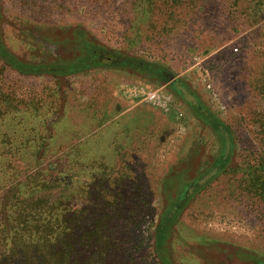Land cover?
Instances as JSON below:
<instances>
[{"label": "rangeland", "instance_id": "rangeland-1", "mask_svg": "<svg viewBox=\"0 0 264 264\" xmlns=\"http://www.w3.org/2000/svg\"><path fill=\"white\" fill-rule=\"evenodd\" d=\"M1 1L3 43L23 61L71 59L72 30L81 28L111 50L165 66L197 92L231 129L236 154L232 169L190 202L168 255L172 264L264 260V192L246 177L264 173V0ZM199 138L195 171L210 162L213 137L167 84L139 73L24 76L0 62V153L12 158L0 171V203L10 188L27 195L51 178L57 202L71 203L85 224L76 252L107 241L106 264H159L154 230L175 189L164 182L187 167L189 143ZM41 163L58 168L39 171ZM85 227L87 248L78 241Z\"/></svg>", "mask_w": 264, "mask_h": 264}, {"label": "trees", "instance_id": "trees-1", "mask_svg": "<svg viewBox=\"0 0 264 264\" xmlns=\"http://www.w3.org/2000/svg\"><path fill=\"white\" fill-rule=\"evenodd\" d=\"M3 10L0 0V62L21 75L69 77L87 73L92 69H111L139 73L159 84H166L169 81L167 76L171 73L165 66L111 50L94 41L81 28L72 30L71 43L75 54L71 59L46 63L23 61L13 55L3 43L1 37ZM102 55L111 56L113 62L111 64L96 63ZM90 62H95V64L90 66ZM174 88L176 92H180L178 88L188 89L196 99V106H192L193 114L209 129V133L214 136L215 142L219 145L216 156L218 163L213 168L209 165L200 166L199 169L207 172L205 175L198 176L195 188L192 186L193 173H188L187 169L176 172L164 182V188L175 189L166 198L154 230L155 256L159 264H172L168 255L167 242L175 226L190 202L232 169L231 165L236 154V141L231 129L203 102L197 92L182 79H178V84L174 85ZM170 92L176 95V99H179L172 89ZM182 104L186 106L185 103ZM18 143L20 146L24 145L21 141ZM0 144L7 143L2 140ZM11 161L12 158L3 157V153H0V171L7 170L11 166ZM41 165L42 163L38 167L39 171L47 169L46 171L53 172L58 168L57 163L51 169ZM199 169L196 171L200 172ZM204 177L207 179L199 185V181H202ZM246 177L250 186L256 188L257 193L264 192L263 170L258 167L253 171H248ZM38 187L39 189L34 188L27 195L12 192L15 188H10L3 195L0 203V264H78L76 260L82 257L85 258L83 264H106L104 258L107 241L100 243L97 240L95 252L92 254L89 249L85 252H76V230L77 228L83 230L85 224H80L76 209L71 203L68 206V202H57L60 198L57 182L49 178L47 182H40ZM34 200L40 202H32ZM102 221L98 220L91 226H95L96 229L98 225H104ZM90 229L85 227V232L78 240L79 246L88 247L93 239L88 232ZM255 261L257 264H264L262 259L256 258Z\"/></svg>", "mask_w": 264, "mask_h": 264}, {"label": "flooded vegetation", "instance_id": "flooded-vegetation-1", "mask_svg": "<svg viewBox=\"0 0 264 264\" xmlns=\"http://www.w3.org/2000/svg\"><path fill=\"white\" fill-rule=\"evenodd\" d=\"M112 62H113V58L111 56H107L106 57V56L102 55L100 58H98V62H96V63H99V64L110 63L111 64ZM93 64H95V62L94 63L90 62L89 65L91 66ZM92 70H94V69H92ZM92 70H90V71H92ZM167 77H168L169 81L166 84H168V87L170 88V90L172 89L179 96V99L177 98L178 100H180L182 103H185V105H186L185 107L187 108L189 114L194 119V121L196 123H198L199 128L202 129V130L206 129L208 131L209 129H207L203 125V123H201L197 119V117H195L194 114H193V107L192 106H196V101H195L196 99L189 93L188 89L178 88V90L180 92H176V89L174 88V85L178 84V79L175 78L174 76H171V74L168 75ZM212 137H213L214 143H215L214 149H213L212 153H210L209 155L207 153L206 154L207 157L205 158V160L207 161L209 156H210V162L208 164H201V166L209 165V166H212V168H213V166L216 163H218V158L216 156L218 155L219 145L215 142L216 140H215L214 136H212ZM206 142H207V139H206ZM203 146H204L203 138L202 139H200V138L197 139V141H195L192 144L189 143V150L187 152L188 154H187L186 158L184 159V162L187 163V167L184 168V169H187L188 173H191L194 170V166H195L194 164L197 162L198 159H200V156L202 154V147ZM209 166H207V168ZM199 171L200 172L195 173V170H194V172L192 174L193 175V177H192V182H193L192 186L194 188H195V186L198 183V182L196 183V180L200 177V175H205L206 172H207V171H203L201 169H199ZM198 173H201V174L198 175ZM206 179H207V177H204V179H201L202 181H199V185H201L202 182H204Z\"/></svg>", "mask_w": 264, "mask_h": 264}, {"label": "built area", "instance_id": "built-area-1", "mask_svg": "<svg viewBox=\"0 0 264 264\" xmlns=\"http://www.w3.org/2000/svg\"><path fill=\"white\" fill-rule=\"evenodd\" d=\"M234 52H238V49H235Z\"/></svg>", "mask_w": 264, "mask_h": 264}]
</instances>
